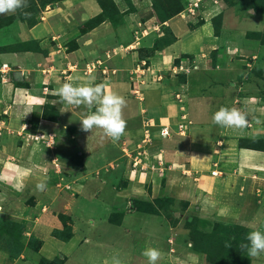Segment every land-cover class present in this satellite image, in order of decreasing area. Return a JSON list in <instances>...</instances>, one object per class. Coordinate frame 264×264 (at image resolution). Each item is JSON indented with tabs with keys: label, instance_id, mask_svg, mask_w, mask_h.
Segmentation results:
<instances>
[{
	"label": "crops",
	"instance_id": "0c3cea01",
	"mask_svg": "<svg viewBox=\"0 0 264 264\" xmlns=\"http://www.w3.org/2000/svg\"><path fill=\"white\" fill-rule=\"evenodd\" d=\"M224 4L219 0H186L183 11L169 19L154 0H117V15L84 30L102 12L96 0H63L46 7L40 20L30 27L17 24V32L14 25L8 26L10 39L6 43L0 38V49L31 41L37 45L0 53V67L8 66L6 73L0 71V215L24 222L25 243L34 238L41 246L37 252L25 246L17 259L6 263L37 264L41 258L49 262L60 259L62 264L75 262L71 253L88 242L87 237L84 241L79 237L91 235L96 227L94 222L88 225L92 218L82 211V203L78 202L80 210L74 211L75 202L85 193L86 201L102 199L100 188L91 197L86 192L89 171L95 181L109 187L107 193L116 192L106 214L101 215L108 229L121 226L127 216L125 232L131 248L127 246L123 254L112 252L122 264H147L141 254L146 247L161 250L159 264H201L187 230L171 226L165 218L151 219L138 209L122 211L123 200L127 205L137 199L151 202L152 197L166 194L189 203L201 194L198 201L209 200V208L214 209V197L220 192L224 195L220 196L221 210L228 206L225 200L231 199L225 198L227 194L246 187V182L230 184L240 178L238 171L244 167L242 171L252 172L247 184L254 195L252 214L244 223L251 225L250 232H264V225L254 226L258 216L264 224V152L235 145L237 135L252 140L264 137V74L260 72L264 62L259 56L264 46L250 50L243 44V40L249 41L247 31L226 32L227 23L233 28L234 18H228L232 7ZM11 16L0 19L7 23ZM216 17H220L218 34L212 24ZM198 18L200 25L194 22ZM164 36L173 41L156 47L155 42ZM71 40L73 47L67 43ZM140 50L145 54L140 56ZM15 72H19L16 80ZM70 77L77 83L94 78V83L103 82L108 90L125 97L127 127L119 142L101 140L99 130L92 134L80 130V120L90 110L62 104L55 94ZM220 107L244 110L247 128L233 132L214 125L212 116ZM50 112L58 117H51ZM180 123L185 124L188 138L174 142L172 139L181 133ZM162 128L169 133L165 138L159 134ZM152 138L159 147H148ZM194 138L201 142L192 144ZM68 145L71 150H66ZM75 153L80 158L78 171L71 170L72 160L67 156ZM152 165L156 168L147 178L145 169ZM211 171L218 176H212ZM43 179H47V190L38 192L35 186ZM198 179L206 184L203 192L194 189ZM119 184L124 187L117 188ZM116 197L121 201L115 203L119 200ZM59 215L69 218L66 225L72 237L67 241L52 235L64 228ZM113 217L120 222L112 221ZM129 219L135 222L134 228ZM73 240L76 244L71 253L63 255L62 250L54 249ZM94 240L100 244V239Z\"/></svg>",
	"mask_w": 264,
	"mask_h": 264
},
{
	"label": "rangeland",
	"instance_id": "374dc122",
	"mask_svg": "<svg viewBox=\"0 0 264 264\" xmlns=\"http://www.w3.org/2000/svg\"><path fill=\"white\" fill-rule=\"evenodd\" d=\"M31 1H32V4L29 6V8L26 9V12L29 13L30 15H28V16L24 15V16L19 18L17 15L12 14V16L8 17V19H7L6 24H8V25H4L5 24L4 20L0 19V25L5 26L0 31V34L3 33L0 37V38H2L1 40H3V41L6 40L7 41L6 43H8L10 37L7 36L6 29L8 28V26L10 24H12L11 25L12 27H13V25L15 26V30L17 32L19 31L17 24H23L26 27H30L31 25L37 23L40 20V16L42 14L41 12L44 11L46 7L52 6L56 3H58V1H60V0H47L46 2L48 4L44 8L40 6V4L42 3L41 0H31ZM102 1H104L105 7L106 6L109 7L106 11H117V7H116L117 0H102ZM175 1H177V0H175ZM178 1H180V0H178ZM221 1L224 2L228 7H232V9H230L231 12H230V15H228V18H234V22L232 24L233 28L229 27V24L227 23V28H226L227 31L226 32H228V31L229 32L230 31H239V30L240 31H247L246 37L249 41L243 40V44H244V47H247L250 50H251V48H254L253 50L255 51L257 49V45L264 46L260 42L261 39H263V37H264V35H263L264 34V0H219L220 4H221ZM180 2H181V4H183V7H184V5L186 4V0H181ZM225 4H224V7H226ZM223 10H224V8H222V11ZM254 10H256L257 13ZM251 12L253 15L250 14ZM121 13H119V14H121ZM234 13H238L237 15L242 19L236 18V14H234ZM255 14H257V15H255ZM177 20H179V19H177ZM194 22H196L195 23L196 25H200V23H201L200 18H198V20H196ZM219 22H220V17H216L213 20L212 24H213L215 29L217 28ZM92 24L93 23L86 24L83 29L86 30ZM16 31H15V35L17 34ZM251 31H261V32H258V33H261V36L259 37L260 39H258L255 32H251ZM12 36L13 35L11 34V38H12ZM64 43H66V42H64ZM67 43L70 47L74 46L73 40H71V42L67 41ZM22 46H24V44L21 46L16 45V47H14V46H10V47H14L15 49H18V48H22ZM156 47H158V46H156ZM144 52H146V51L140 50V56H142V54H145ZM259 53H260L259 56L261 57L260 59L264 62V47L261 48ZM257 63L258 64L256 65V68H259L260 62H257ZM255 71H258V70H255ZM86 72L90 73V71H88V70ZM260 72H262L264 74V64H263V66L260 67ZM263 81H264V77H263ZM50 113H52V112H50ZM44 115H45V113H44ZM50 116L54 117L55 119L58 117L56 112L52 113V115H50ZM179 125H180L178 127L179 132H181L180 134L184 133V135L181 136L180 134H176V136L172 139V141H174V142L178 141L182 138L185 140H187V138H188V136L186 137V135H185V131L187 130V128L184 127L185 124L180 123ZM159 134H160V132H159ZM199 139L200 138H194V139H192L191 143L193 144L195 142H199V141L201 142V140H199ZM241 139L242 138H240L237 135V139H236L237 142L235 143V145H238L240 143ZM249 140H252V139H249ZM256 140H257L258 146L259 147L261 146L262 148H264V137L260 138V139H256ZM181 141H184V140H181ZM159 145H160V143H157V139L152 138L151 143L149 144L148 147H150V148L159 147ZM69 148H70V146L68 145V148L66 150H71ZM75 151H77V150H75ZM111 154L116 156V154L112 151H111ZM67 156L72 160V162H71L72 164L69 162L71 164V167L73 168L71 170H73V171L80 170L79 169L80 167L77 166L80 163L79 156H78V159L76 158V153H75L74 157L71 154L67 155ZM115 156H114V158H115ZM118 156L119 155H117V157ZM229 156L231 158L234 157L233 155H229ZM73 163L76 164L75 167L73 166L74 165ZM94 168H95V166H94ZM154 168H156V167L153 165L146 167L145 170H148L145 173L147 178L150 177L151 173H154ZM244 168H241V170L238 171L240 174H237V175H240V178L238 180H234L230 184H235L237 181L242 182L241 184H243V182H246V183H244V185L246 184V187L244 188V190H240V187L238 185L237 187H239V188H237L236 192L232 190V192L230 194L226 195L225 198L231 197L230 200H225L226 206L228 204L227 207L222 208L221 210L219 209V204L221 202L220 196H224L223 193H222V195H220V192H217L218 195L214 197V198H216L214 205L217 207L214 209L209 208V206H210L209 200H208V202H204V203H203V201H198L199 198H201V194H199V195L197 194L195 201H189V203L185 202L184 200L175 201L174 204H171L170 202H166L165 205L167 207H162V208L158 207L156 204H154V207L156 208V210L148 209L147 210L148 217L151 219H154V220H159V219L165 218L166 220H168V222L171 226L172 225L173 226H179V227L184 228V229L185 228L187 229V227L188 228L190 227L189 224L187 223V221L191 217H194L195 219H200L201 221L204 220L205 222L209 223L210 224L209 228L213 227L212 226L213 223L219 222V223H222L223 225L231 227V228L234 225H240V226L246 228V230L249 233L250 231L248 230L249 229L248 226H251V225H248L249 223H244V222L248 221L249 218H247V217L252 214V209L254 206V197H253L254 195L252 193V186L250 184L249 185L247 184V182L251 179V173L252 172L242 171ZM148 172H150L149 175H147ZM226 172L228 173V170ZM66 173H68V172H66ZM66 173H64V175ZM89 173H90V175H89L90 178L87 181L86 186H85V188L87 189L86 192H88L89 193L88 196L91 197V195H92L91 193L94 191H97V189L100 188V191L102 194V199L100 198L97 201L92 200V202L89 200L86 201V200H84V198L86 196V193H85L83 196H80V198L77 199V202H75L74 211L78 212L80 210L77 208L78 202L82 203L83 204L82 211L85 212L87 217L90 216L93 219V220L91 219L90 221H88V225L90 222H94V226H96V227H95V229L91 235H88V236L83 235V237H79V238H81L80 239L81 241H84V239H83L84 237H87V240H88V242H85V241L83 242V245L80 247V250L75 251L74 247H72V245L76 244L75 240L72 241L73 243H68V244L66 243L64 245H59V246H56L54 248V249L62 250L61 253L63 255H66V253H71L74 250L71 253L72 254L71 259H72V261H75V262H73V264H76V259H79L78 264H82V263L83 264H102L106 259H111V257L115 255V254H113L114 252L116 254H119V253L123 254L124 252L127 253V246H128V248H131V244L129 242H127V232H125V229L127 230V216L124 217V220H123V223L121 224V226L115 227L113 229H108L107 223L105 224L104 219L101 218V215H103V214L105 215L106 210L109 209L111 201H112L111 197H113V195L116 192L114 191L113 193H107V189H109V187L107 188V187L103 186L101 184V181H98V182L95 181L96 177L94 175H92V172L89 171ZM186 174H187V172H186ZM263 174H264V172H263ZM243 179H244V181H243ZM78 184H80V182ZM120 185L122 187H124L123 184H119V186L117 188H122V187H120ZM205 185L206 184L203 181H200V179H198V180H195V183L193 186H194V189L198 188L201 190V192H203L206 189ZM254 194H255V190H254ZM116 196L125 199V197L122 195L117 194ZM161 196L167 197L166 194H162L159 197H161ZM117 197H116V199H119ZM155 199H156L155 196L152 197L151 202H154ZM25 200H28V197H26ZM137 200L140 201V199H137ZM119 201H121V200L119 199L115 203H117ZM124 201L125 200H123V202L121 203L122 206H124L122 211H124V210L127 211L126 209H128L129 205H127V201H125V202ZM21 202H24V201H21ZM23 205L30 206V204H28V201L24 202ZM32 208L33 207L31 206V212H34V210ZM140 209L142 210V207ZM133 210H135L134 206H132V209H130V211H133ZM157 211L160 212L159 215L157 213H154ZM155 214H157V215H155ZM175 215H177V216H175ZM257 216H258V214H257ZM62 217H63V223L64 224L69 223L68 217L59 215L60 220ZM0 219L5 220L6 218L2 217V215H0ZM260 220L261 219L259 216L256 217V219H254V226L255 227H258V226L263 227L264 224H263L262 220H261V222H260ZM112 221H115L117 223L119 221V219L117 217H113ZM258 222H259V224H258ZM134 223L135 222H132L129 219V224L131 225L132 228H134ZM251 223L252 222H250V224ZM22 224L24 226H21ZM99 224H103V225H99ZM1 225L2 224H0V226ZM19 226H21V228H24L25 223L21 221L19 223ZM28 227H29V224H28ZM201 227H202V223H199V226L197 229H195V231L198 232V230ZM195 231L193 233L196 234L197 232H195ZM21 233H22V229H21ZM52 235H53V232H52ZM65 235L66 234H63V236H65ZM95 237H96V239H100V244H95V240H94ZM7 239H8V237L5 238V240H7ZM23 241H24V239H23ZM3 242H4V244L0 243V264H8L6 262L10 263L12 260L9 259V256H8L9 250L5 251L2 248V246H4V245H5V247L8 246L6 241H3ZM23 245H25V241L23 242ZM30 245L33 249L36 250L38 248L39 243H36L35 240H32ZM107 245H110V249L107 247ZM1 249H3V250H1ZM58 252L59 251H57L56 253H58ZM123 257L125 259H127L126 254H124ZM202 259L204 261L203 256H202ZM202 259L200 262L201 264H203ZM43 260H45V259L41 258L37 262V264H56V261H57L56 258L54 260L50 261L51 263L45 262ZM204 263H205V261H204ZM69 264H72V263H69ZM251 264H264V254H261L257 258L251 257Z\"/></svg>",
	"mask_w": 264,
	"mask_h": 264
},
{
	"label": "trees",
	"instance_id": "16d2710c",
	"mask_svg": "<svg viewBox=\"0 0 264 264\" xmlns=\"http://www.w3.org/2000/svg\"><path fill=\"white\" fill-rule=\"evenodd\" d=\"M47 0H41V7L47 6ZM63 1V0H60ZM58 1V2H60ZM181 1V0H180ZM180 1L175 0H154V3L156 6H158L162 12V15L165 18H172L177 16L181 11H183L184 7L183 4H181ZM98 5L100 6L102 12L100 15L95 17L94 19L90 20L87 24L93 23L89 26L87 29H91L93 27H96L100 23L109 20L112 16H115L118 11H106L109 7L104 5V1L102 0H96ZM28 7L32 4L31 0H27ZM19 9L16 11L14 15H17L19 18L24 16V12H26V9ZM256 12V10H254ZM257 13V12H256ZM4 25H7L6 23ZM4 25H0V30L5 27ZM219 25V24H218ZM218 26L215 29V34H218ZM258 39L261 36V33L255 32ZM264 35V34H263ZM263 37V36H262ZM173 39H166V36L164 38L160 39L159 41L155 42V46L163 47L165 45H168L171 43ZM261 44L264 45V37L261 39ZM22 50L24 51L26 49H33L34 45H37L36 42L31 41L27 43H22ZM20 45L21 44H16ZM16 45L14 47H16ZM14 47H2L0 49V53L13 51ZM239 148H246L256 151H262L264 152V148L261 146H258L257 140H249V139H241L240 143L238 144ZM166 202H170L171 204H174L175 200L169 197H158L154 200V202L149 201H139V200H132V206L135 207V209L140 210L142 213L147 214V210H156L154 207V204H156L158 207H167L165 205ZM145 205V206H144ZM144 206V207H143ZM142 207V210L140 209ZM147 207V208H146ZM144 208V209H143ZM158 215L160 212H154ZM155 214V215H157ZM176 220V219H175ZM61 221L63 222V217L61 218ZM187 223L189 224V228H185L187 230V237L188 241L191 244V248L200 255L201 259L202 256L204 258V261L202 259L203 264H251V257L247 255V252L245 250H242L240 248L241 243H247L245 237L248 234V231L246 228L240 226V225H234L232 228L223 225L222 223L215 222L212 224V228H209V223L205 222L204 220L195 219L194 217H191L188 219ZM199 223H202V227L197 231L195 229L198 228ZM219 223V224H218ZM0 224H2L0 227V243L4 244L3 241L7 242V247L2 246V248L6 251L9 250V259H17L19 255L22 253L24 247L33 250L38 251L41 243L34 239L30 238L25 245H23V242L25 241L23 237V231L24 228H21V226H24L23 224L19 226V222L12 221V220H3L0 219ZM64 224V223H63ZM22 229V233H21ZM197 232L196 234L193 232ZM62 234V235H61ZM63 234H66L63 236ZM189 234V235H188ZM4 235V236H3ZM53 236L56 237L59 240L67 241L72 237L71 229L69 226L64 224V228L61 231H53ZM8 237V241L5 240V238ZM24 239V241H23ZM35 240L36 243H39L38 248L35 250L31 247V241ZM228 245H231L229 248ZM1 249V250H3ZM36 251V252H37ZM202 255V256H201ZM56 264H62V260L56 259ZM45 262H48L47 260H43ZM51 263V262H50Z\"/></svg>",
	"mask_w": 264,
	"mask_h": 264
},
{
	"label": "clouds",
	"instance_id": "9594fccd",
	"mask_svg": "<svg viewBox=\"0 0 264 264\" xmlns=\"http://www.w3.org/2000/svg\"><path fill=\"white\" fill-rule=\"evenodd\" d=\"M27 7V0H0V16L14 14L17 10ZM23 14L30 15L27 12ZM55 94L62 104L71 108L83 106L90 110L80 120L81 131L92 134L94 129L99 130L101 140L107 139L112 143L119 142L125 134L127 122L123 118V109L127 104L126 99L118 92L108 90L105 83H94V78L85 83H77L70 77L68 82H64L55 90ZM212 123L233 132H243L249 121L247 113L242 109L220 107L213 114ZM47 186V179H43L35 187L38 192H44ZM245 239L247 243H241L240 248L245 250L249 257L257 258L264 254V232L251 231ZM141 254L146 258L147 264H159L163 256L161 250L156 247H146ZM104 264H122V261L118 255H114L111 259H106Z\"/></svg>",
	"mask_w": 264,
	"mask_h": 264
},
{
	"label": "built area",
	"instance_id": "2783aa9c",
	"mask_svg": "<svg viewBox=\"0 0 264 264\" xmlns=\"http://www.w3.org/2000/svg\"><path fill=\"white\" fill-rule=\"evenodd\" d=\"M180 69H182L181 67H180ZM7 70H8V66L6 65V64H3L1 67H0V71L1 72H3V73H6L7 72ZM169 135V133H168V131H167V129L166 128H162L161 130H160V136L161 137H167ZM211 175L212 176H215V175H217V172L216 171H211Z\"/></svg>",
	"mask_w": 264,
	"mask_h": 264
},
{
	"label": "water",
	"instance_id": "95a60500",
	"mask_svg": "<svg viewBox=\"0 0 264 264\" xmlns=\"http://www.w3.org/2000/svg\"><path fill=\"white\" fill-rule=\"evenodd\" d=\"M13 76H14L15 80L18 79L19 78V72H15L13 74ZM129 208L132 209V204H129Z\"/></svg>",
	"mask_w": 264,
	"mask_h": 264
}]
</instances>
